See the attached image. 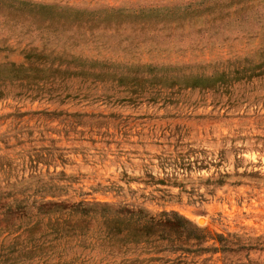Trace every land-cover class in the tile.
Returning <instances> with one entry per match:
<instances>
[{"label": "rangeland", "instance_id": "obj_1", "mask_svg": "<svg viewBox=\"0 0 264 264\" xmlns=\"http://www.w3.org/2000/svg\"><path fill=\"white\" fill-rule=\"evenodd\" d=\"M9 1L99 22L61 32L0 18V70L36 52L46 70L61 62L60 69L94 66L106 75L137 70L144 79L216 76L237 59L261 53L264 60V0ZM59 77L46 86L51 97L44 91L31 99L26 89L0 86L2 201L21 186L32 195L56 185L53 200L174 211L256 248L227 253L228 262L264 264V73L224 87L144 82L142 91L116 79ZM36 176L43 180L37 185ZM219 178L221 185L212 183ZM0 264L36 261L0 250ZM211 264H221L218 254Z\"/></svg>", "mask_w": 264, "mask_h": 264}, {"label": "trees", "instance_id": "obj_2", "mask_svg": "<svg viewBox=\"0 0 264 264\" xmlns=\"http://www.w3.org/2000/svg\"><path fill=\"white\" fill-rule=\"evenodd\" d=\"M18 2L0 0L1 22L24 24L37 31L60 29L61 32L71 26H96L99 22L74 12ZM36 53L26 54L25 61L20 65L0 70V86L8 82L26 89L24 93L34 99L44 91L51 97V90L46 86L60 81L59 75L94 81L116 79L142 91L144 82L150 87L163 88L224 87L228 81L264 73L261 53L252 59H237L236 66L228 71L222 70L216 76L160 75L148 79L138 77L137 70L132 76H124L106 75L101 70L95 71L94 66L84 70L82 66L68 68L66 65L60 69L61 62L55 70H46L44 56ZM93 64L96 62L93 61ZM2 95L0 90V97ZM61 177H64L63 173H60V180ZM37 181L43 180L36 176V185ZM212 183L221 185L223 180L219 178ZM21 187L16 192L8 191L3 197L5 201L0 198V236L5 234L0 250L7 251L8 255L17 252L24 261L35 260L36 264H211L212 257L218 254L221 264H232L225 257L227 253L256 249L241 245L234 234L224 235L201 228L174 211L154 214L145 208L127 205L83 201L68 203L53 200L59 197V186H38L32 190V195L25 194L27 188ZM43 192L52 200H44L41 196ZM33 195H39L40 200ZM17 260L12 258L11 261L16 263ZM4 261H9V258Z\"/></svg>", "mask_w": 264, "mask_h": 264}, {"label": "bare ground", "instance_id": "obj_3", "mask_svg": "<svg viewBox=\"0 0 264 264\" xmlns=\"http://www.w3.org/2000/svg\"><path fill=\"white\" fill-rule=\"evenodd\" d=\"M202 221V220H201ZM203 222V221H202Z\"/></svg>", "mask_w": 264, "mask_h": 264}]
</instances>
